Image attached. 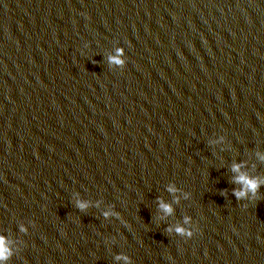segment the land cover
Masks as SVG:
<instances>
[{
    "label": "water",
    "instance_id": "95a60500",
    "mask_svg": "<svg viewBox=\"0 0 264 264\" xmlns=\"http://www.w3.org/2000/svg\"><path fill=\"white\" fill-rule=\"evenodd\" d=\"M0 236V264H264V0H0Z\"/></svg>",
    "mask_w": 264,
    "mask_h": 264
},
{
    "label": "clouds",
    "instance_id": "9594fccd",
    "mask_svg": "<svg viewBox=\"0 0 264 264\" xmlns=\"http://www.w3.org/2000/svg\"><path fill=\"white\" fill-rule=\"evenodd\" d=\"M123 53H124L123 48L118 49V54L116 56H112L109 58L110 62L121 66H125L126 61L120 58V56L123 55ZM239 169H240V165H235L233 168L234 171H239ZM237 182L244 185L243 189L235 192V195L237 196L238 199L245 197L249 191L255 194L260 188V182L257 179L250 178L245 175H241L237 177ZM77 206L81 210L88 207V205L84 202H78ZM161 207L168 213H171L172 211L171 206L168 204H161ZM105 215L107 216L109 214L105 213ZM176 231L181 234H186L189 238L193 236V233L191 231L186 232L185 229L183 228H177ZM9 256H10V249L7 247L6 239L5 237L0 236V260H7ZM117 258L120 259L121 257H117ZM123 258L127 259L126 257Z\"/></svg>",
    "mask_w": 264,
    "mask_h": 264
}]
</instances>
